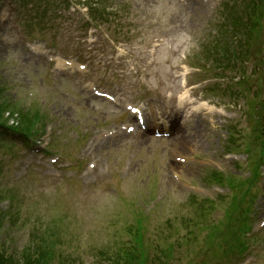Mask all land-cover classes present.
I'll return each mask as SVG.
<instances>
[{"label":"rangeland","instance_id":"1","mask_svg":"<svg viewBox=\"0 0 264 264\" xmlns=\"http://www.w3.org/2000/svg\"><path fill=\"white\" fill-rule=\"evenodd\" d=\"M20 1L0 3V21L7 20L0 23V103H13L19 116L22 113L21 127L34 129L33 141L40 133L50 134L41 140L48 144L41 165L48 166L33 167L38 158L11 132L0 137V189L5 196V190L13 192L9 204L0 195V260L128 264L132 248L141 244L145 256L135 264H234L233 257L246 250L237 242L241 228L251 227L254 233L264 216V48L261 55L259 50L264 46V0H250L248 8L254 31L242 46L253 61L245 55L233 68L236 79L223 76L217 81L221 94L209 92L210 86L203 93L208 103L230 110V121L189 119L183 130L201 144L181 150L168 137L102 139L103 131L117 128L127 116L92 96L89 86L113 93L121 105H150L165 114L182 89L179 65L199 66L205 58L202 49L218 35L232 33L230 27L217 31L216 24L222 25L216 22L219 4L226 0H75L83 11L98 2L94 22L88 14L69 9L71 0H36L48 23L28 8L20 6L18 11ZM108 32L117 39L122 57L105 40ZM27 42L67 62H80L86 71L74 74L73 68L61 70L31 57ZM253 67L260 75L249 73ZM238 78L242 85L237 86ZM230 94L236 96L234 109L222 102ZM11 115L0 104L1 121ZM30 115L38 122L27 118ZM231 147L234 151H227ZM229 152L243 155L245 161H227L224 155ZM54 155L62 162L72 156L78 165L71 170L77 182L59 178V169L49 164ZM197 158L209 167L194 161ZM90 161L97 164L92 174L86 167ZM252 168L260 172L256 182ZM206 209L209 220L220 227L216 234L205 235L204 229L195 234L192 223L208 220ZM253 235L244 246L255 248L257 264H264V230ZM121 255L128 256L124 263L118 260Z\"/></svg>","mask_w":264,"mask_h":264},{"label":"bare ground","instance_id":"2","mask_svg":"<svg viewBox=\"0 0 264 264\" xmlns=\"http://www.w3.org/2000/svg\"><path fill=\"white\" fill-rule=\"evenodd\" d=\"M177 105L180 107L179 109L181 111H179L178 109H173L174 111H171V110L168 111V112H170L168 114V118L169 119H171L175 114H180L181 115V113H183L182 111L184 109H182V108H184V107H182L181 99L179 100V102H177ZM169 123L171 125V124H175L177 122H175V123L172 122L171 123V121H169ZM196 128H200L199 125H196ZM172 141L174 142V145L176 147H178L180 150H181V148H184V147H187V146L188 147H193V146L194 147H197V146H199L201 144L197 139L193 138L190 135V133L187 134L184 131H178V132H176V134L174 136V139H172Z\"/></svg>","mask_w":264,"mask_h":264},{"label":"trees","instance_id":"3","mask_svg":"<svg viewBox=\"0 0 264 264\" xmlns=\"http://www.w3.org/2000/svg\"><path fill=\"white\" fill-rule=\"evenodd\" d=\"M235 26H236V24H235ZM0 256L3 257L2 254H0ZM0 264H17V261H14L12 258L10 259L8 257V258H3V260H0Z\"/></svg>","mask_w":264,"mask_h":264}]
</instances>
